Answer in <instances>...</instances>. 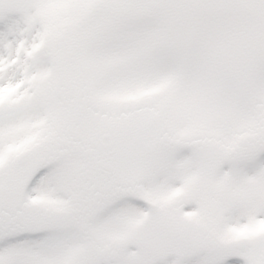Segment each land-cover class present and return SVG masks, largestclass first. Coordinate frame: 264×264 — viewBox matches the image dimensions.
Listing matches in <instances>:
<instances>
[{"label": "snow or ice", "instance_id": "snow-or-ice-1", "mask_svg": "<svg viewBox=\"0 0 264 264\" xmlns=\"http://www.w3.org/2000/svg\"><path fill=\"white\" fill-rule=\"evenodd\" d=\"M0 264H264V0H0Z\"/></svg>", "mask_w": 264, "mask_h": 264}]
</instances>
